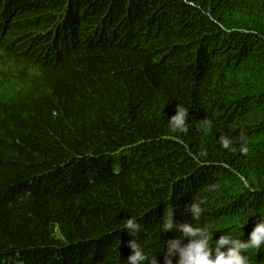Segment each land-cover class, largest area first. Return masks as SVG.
I'll return each mask as SVG.
<instances>
[{
    "label": "trees",
    "instance_id": "1",
    "mask_svg": "<svg viewBox=\"0 0 264 264\" xmlns=\"http://www.w3.org/2000/svg\"><path fill=\"white\" fill-rule=\"evenodd\" d=\"M3 24L17 84L0 94V264H126L130 217L165 264L173 208L212 240L248 239L264 216V0H0ZM178 106L186 132L169 126ZM245 254L264 264V247Z\"/></svg>",
    "mask_w": 264,
    "mask_h": 264
},
{
    "label": "clouds",
    "instance_id": "2",
    "mask_svg": "<svg viewBox=\"0 0 264 264\" xmlns=\"http://www.w3.org/2000/svg\"><path fill=\"white\" fill-rule=\"evenodd\" d=\"M187 116V110L178 106L176 114L168 121L171 130L186 132L188 130ZM201 123L205 128L210 126L207 119ZM231 143L230 139L221 138L224 148H229ZM242 151L247 153L248 148L244 147ZM203 203V200L194 198V202L187 206L193 218L201 215ZM174 217L175 209L173 208L166 213L164 228L166 231H176L179 235L167 241L165 264H174V258L177 256L175 264H251L249 256L245 253L264 247V216H261L256 223L247 240L237 237L232 232H225L219 239L212 240L210 238L212 225L177 224ZM124 228L128 230L130 236L135 237L128 242L132 253L128 256L126 264H160L159 259L145 252L137 239L143 226L135 218L130 217L125 220ZM185 239L188 240L187 243H184Z\"/></svg>",
    "mask_w": 264,
    "mask_h": 264
},
{
    "label": "rangeland",
    "instance_id": "3",
    "mask_svg": "<svg viewBox=\"0 0 264 264\" xmlns=\"http://www.w3.org/2000/svg\"><path fill=\"white\" fill-rule=\"evenodd\" d=\"M124 14H126V11L123 9H120L119 16H122ZM129 20H130V17H129ZM2 68H4V67L0 66V69H2ZM7 71H9V68H5V72L0 71V87L7 85L6 88L4 89V92L2 91V89H0V94H5V93L7 94V93H9L11 86L15 87V84H12V81H14V78H11V76L7 74ZM8 81L10 84H6Z\"/></svg>",
    "mask_w": 264,
    "mask_h": 264
}]
</instances>
